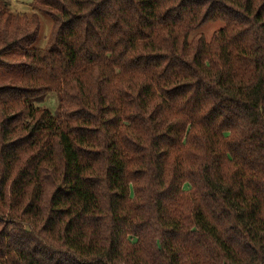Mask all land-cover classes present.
Returning <instances> with one entry per match:
<instances>
[{
    "label": "trees",
    "instance_id": "trees-1",
    "mask_svg": "<svg viewBox=\"0 0 264 264\" xmlns=\"http://www.w3.org/2000/svg\"><path fill=\"white\" fill-rule=\"evenodd\" d=\"M0 264H264V0H0Z\"/></svg>",
    "mask_w": 264,
    "mask_h": 264
},
{
    "label": "rangeland",
    "instance_id": "rangeland-1",
    "mask_svg": "<svg viewBox=\"0 0 264 264\" xmlns=\"http://www.w3.org/2000/svg\"><path fill=\"white\" fill-rule=\"evenodd\" d=\"M14 8L18 12H28L30 10L31 4L34 0H9ZM42 22V33L41 39L49 36L52 30V21L46 16L41 17ZM224 23L222 22H211L204 25L199 31L195 33L196 35H202L207 42H210L214 35L224 28ZM58 96L55 93L47 95L41 107L48 109L50 112L55 113L58 109ZM185 190H189V186H185Z\"/></svg>",
    "mask_w": 264,
    "mask_h": 264
}]
</instances>
